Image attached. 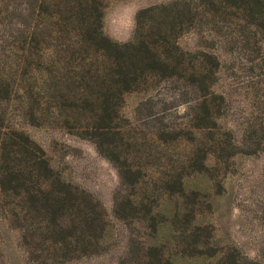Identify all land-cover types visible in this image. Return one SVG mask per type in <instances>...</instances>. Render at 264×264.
<instances>
[{
  "label": "rangeland",
  "instance_id": "374dc122",
  "mask_svg": "<svg viewBox=\"0 0 264 264\" xmlns=\"http://www.w3.org/2000/svg\"><path fill=\"white\" fill-rule=\"evenodd\" d=\"M204 1L103 0V33L119 47L183 51L185 63L215 58L212 90L224 98L216 128L203 130L196 120L199 92L188 73L155 77L145 91L124 96L116 136L124 167L60 124L71 111L46 109L53 115L34 125L17 88L0 104L6 124L44 151L54 185L71 184L99 213L89 230L75 208L51 215L0 188V264H170V257L177 264H264V37L232 19L209 18ZM76 2L0 0V77L24 88L41 81L56 101L58 90L67 94V72L81 68L94 75L89 81L107 73L102 52L90 50L84 63L82 47L72 45L82 37L55 25V12L67 7L75 16ZM164 218L170 222L160 229Z\"/></svg>",
  "mask_w": 264,
  "mask_h": 264
},
{
  "label": "trees",
  "instance_id": "16d2710c",
  "mask_svg": "<svg viewBox=\"0 0 264 264\" xmlns=\"http://www.w3.org/2000/svg\"><path fill=\"white\" fill-rule=\"evenodd\" d=\"M204 2L207 3L205 9L209 18L226 17V21L232 19L240 24L237 23V26L252 31L256 39L259 36L264 37V0H205ZM102 6L103 0H77L76 15L73 16V11L69 12L67 7L64 14L55 12L58 15L55 25L64 35L82 37L77 42L73 39L71 41H73L72 45L82 47L78 54H83L84 63L90 58L88 55L90 50L102 52L104 58L109 61L107 73L99 75L97 80L89 81L88 79L94 75L91 73L86 78L82 75L81 68L78 71L67 72L65 81V84H68L67 94L64 92L65 89L58 90L54 94L57 96L56 101L51 88L44 86L41 81L33 80L24 88L16 86L15 82L6 76H1L0 104L11 101L17 88L23 92L22 102L28 103L29 119L34 125L45 123V120L53 115V112H44L46 109L71 111L69 113L73 114L69 118H60V124L79 137L93 141L108 159L119 167H124L127 166V160H123L124 157L118 146L122 145L123 140H118L116 137L122 134L123 129L120 114L124 96L145 91L155 77L167 78L188 73L199 92L196 120L203 130L216 128L224 103L223 96L212 90L219 72V62L204 54L202 59L194 57V60L185 63L183 51L174 55L170 51L158 50L155 44L142 43L140 47L129 44L119 47L103 33ZM168 34L167 31L164 33V40H169ZM246 38L248 39V36ZM249 40L247 43L251 44ZM261 41V39L257 41L260 49ZM79 67H82L81 64ZM43 68L48 71L47 67ZM95 72L99 74V71ZM207 161L208 158H204L201 167L205 168ZM53 173L44 151L29 137L9 127L0 111L1 191H13L35 210H43L51 215L57 213L67 217L70 210L75 208L81 219L80 222L85 223L89 230H94L99 216L95 206L83 203L86 201L78 198L71 184L60 181L58 186L54 185ZM123 173L133 174L131 169L123 170ZM178 184L182 191L187 189L184 178H180ZM169 222V218H164L160 229L167 227ZM69 226L65 224L67 230L71 228ZM161 256L165 261L167 254L163 253ZM166 262L180 263L174 260V257H170V261Z\"/></svg>",
  "mask_w": 264,
  "mask_h": 264
}]
</instances>
